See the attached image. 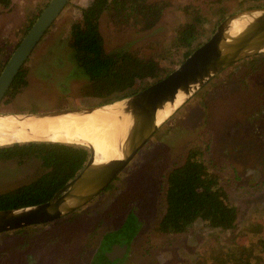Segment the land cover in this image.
I'll return each instance as SVG.
<instances>
[{"label":"rangeland","instance_id":"1","mask_svg":"<svg viewBox=\"0 0 264 264\" xmlns=\"http://www.w3.org/2000/svg\"><path fill=\"white\" fill-rule=\"evenodd\" d=\"M89 1L69 0L64 6L23 63L26 81L3 97L0 111H40L100 103L98 97L82 94L86 78L81 71L75 73L69 42L71 24L81 18L80 8ZM166 1L163 15L147 31L139 32L133 25L115 26L107 13L102 14L99 28L106 49L126 50L147 41L153 43L150 50L170 46L177 28L187 19L183 8L187 4L198 8L207 18L204 25L208 33L210 27L215 28L220 22L217 21L220 12L226 16L244 5L264 2ZM47 2L11 0L9 9L0 6V63L4 61L6 48L14 49L34 14ZM247 70L239 67L224 80L216 77L214 85L208 83L210 79L201 87L205 91L200 100L188 103L195 93L176 109L156 130L151 147L138 151L117 174L111 187L99 192L81 209L23 230L0 232V264H69L77 256L85 262L96 253L100 236L109 228H118L130 210L138 224L120 264H178L193 260L200 251L199 234L203 230L196 226L178 235L155 232L160 198L157 188L161 173L178 161L187 143L206 129L211 132L210 163L225 172L230 198L240 207L243 221H238L237 231L242 239L264 240V66L263 71L252 70L243 76ZM222 86L228 90L221 94ZM36 166L33 158L23 162L0 159V192L29 181L38 170ZM123 204L125 208H121ZM115 208L119 213L110 217L111 223L103 221L91 236L97 217ZM228 233L214 232V239L229 241L232 234Z\"/></svg>","mask_w":264,"mask_h":264},{"label":"trees","instance_id":"2","mask_svg":"<svg viewBox=\"0 0 264 264\" xmlns=\"http://www.w3.org/2000/svg\"><path fill=\"white\" fill-rule=\"evenodd\" d=\"M260 4L264 2L244 6ZM166 5V0H90L81 6V18L71 24L69 42L77 69L75 73L79 74L81 71L86 78L82 94L98 97L100 102L129 95L165 76L174 68L175 63L183 60L213 30L212 26L206 33L204 23L207 18L198 8L187 4L183 7L187 19L177 28L170 46L150 50L153 43L147 41L126 50L106 49L99 28L102 14L107 13L111 24L115 26L133 25L141 32L152 28L159 21ZM0 6L2 9H9L11 0H0ZM40 11L41 9L34 14L31 23ZM224 17L220 12L217 21ZM12 49L6 48L0 69ZM263 66L264 52L254 54L233 62L208 83L216 84V77L222 80L228 78L239 67L248 69L243 74L245 76L252 70L263 71ZM23 72L21 67L6 94L26 81ZM227 90L225 86L220 87L221 94ZM203 91L205 90L199 89L190 98L195 101L191 102L189 99L188 103L199 101ZM155 135L156 133L152 137ZM152 137L138 151L151 147ZM210 138L211 132L208 129L199 132L196 139L187 143L180 159L161 173L157 188L160 198L156 206L158 220L155 232L178 235L201 226L203 231L199 234L198 255L191 261L182 260L178 264H264V240L260 237L242 239V234L237 231L238 221L242 219L240 207L230 198L225 172L210 163ZM89 154L87 146L76 143L31 141L0 146V159L23 162L33 158L37 161L38 169L29 181L0 192V208L20 207L47 200L75 176ZM117 176L104 189L110 188ZM130 212L132 211H129L119 232L117 231L128 237L133 235L138 224L136 216ZM30 226L32 225L16 230ZM223 231L232 234L229 241L214 239V232Z\"/></svg>","mask_w":264,"mask_h":264},{"label":"water","instance_id":"3","mask_svg":"<svg viewBox=\"0 0 264 264\" xmlns=\"http://www.w3.org/2000/svg\"><path fill=\"white\" fill-rule=\"evenodd\" d=\"M68 2L48 0L11 51L0 70V102L23 63ZM262 52L264 5L247 6L220 20L211 34L165 76L129 95L87 106L40 111H0V118L12 123H23L24 126L14 124L15 130L24 128L26 131H30L28 124L33 121L83 115L93 111L111 113L122 121L117 157L97 162L90 150L82 168L47 200L20 207L0 208V232L51 221L84 205L105 188L160 125L210 79L233 62ZM167 109L170 111L161 116ZM31 141L81 144L37 136L0 146Z\"/></svg>","mask_w":264,"mask_h":264},{"label":"bare ground","instance_id":"4","mask_svg":"<svg viewBox=\"0 0 264 264\" xmlns=\"http://www.w3.org/2000/svg\"><path fill=\"white\" fill-rule=\"evenodd\" d=\"M169 111L170 109H167L161 116H165ZM14 124L20 123H12L0 118V145L42 136L85 144L93 152L97 162L119 155L117 141L122 121L111 113L93 111L83 115L56 116L47 120H37L28 124L30 131L24 128L15 130ZM20 125L24 126L23 123Z\"/></svg>","mask_w":264,"mask_h":264},{"label":"flooded vegetation","instance_id":"5","mask_svg":"<svg viewBox=\"0 0 264 264\" xmlns=\"http://www.w3.org/2000/svg\"><path fill=\"white\" fill-rule=\"evenodd\" d=\"M212 148H213V146H212ZM103 190H104V188L101 191H103ZM82 206L78 207L77 209H81ZM125 207H126L125 204H123L121 206V208H125ZM77 209H74L72 211H75ZM71 212H69L65 215H69V214H71ZM118 213H119V211L116 210V208H115L114 210H108L107 212L100 214L97 217L98 219H96V221H95V225H94L93 229L90 231V235L92 236L93 233L94 234L96 233L98 228H100V226L103 224V221L104 222L109 221V223H111L110 217L116 216V214H118ZM65 215H63V216H65ZM63 216H61V217H63ZM124 220H122V222L119 224V226H117L118 228H109L100 236L98 246L96 247V250H95L96 253H93L88 258V260H86L85 262H81L79 259V256L76 255L77 258H75L69 264H120V261L123 259V257L126 255V253L128 251V248L130 246V239L132 237V236L128 237L127 234L125 235V234L117 233V231L123 225ZM47 222H50V221H47ZM43 223H46V222H43Z\"/></svg>","mask_w":264,"mask_h":264},{"label":"crops","instance_id":"6","mask_svg":"<svg viewBox=\"0 0 264 264\" xmlns=\"http://www.w3.org/2000/svg\"><path fill=\"white\" fill-rule=\"evenodd\" d=\"M70 30V29H69Z\"/></svg>","mask_w":264,"mask_h":264}]
</instances>
